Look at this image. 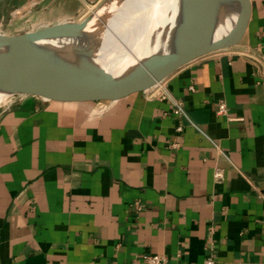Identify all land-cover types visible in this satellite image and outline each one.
<instances>
[{"label":"crops","instance_id":"crops-1","mask_svg":"<svg viewBox=\"0 0 264 264\" xmlns=\"http://www.w3.org/2000/svg\"><path fill=\"white\" fill-rule=\"evenodd\" d=\"M101 1L0 4L3 19L34 31ZM236 15L222 6L216 34ZM190 18L166 20L147 54ZM211 247L217 264H264V0H251L234 43L162 88L103 80L0 104V264H144L145 253L204 264Z\"/></svg>","mask_w":264,"mask_h":264},{"label":"water","instance_id":"water-1","mask_svg":"<svg viewBox=\"0 0 264 264\" xmlns=\"http://www.w3.org/2000/svg\"><path fill=\"white\" fill-rule=\"evenodd\" d=\"M222 6L237 11L235 21L222 35L217 26ZM191 18L172 38L170 46L140 57L119 75L94 59L102 45L110 7L104 3L96 12L104 16L93 31L88 27L95 15L46 26L18 35L0 33V90L55 98L59 94L80 91L96 82L119 79L129 84L157 82L183 65L234 43L245 30L251 0H191ZM73 44L61 51L44 41Z\"/></svg>","mask_w":264,"mask_h":264},{"label":"bare ground","instance_id":"bare-ground-1","mask_svg":"<svg viewBox=\"0 0 264 264\" xmlns=\"http://www.w3.org/2000/svg\"><path fill=\"white\" fill-rule=\"evenodd\" d=\"M116 12L108 17L107 22L100 12L95 11L88 30L93 31L98 20L106 23L102 34V45L94 57L106 69L124 72L128 66L146 55L151 47L161 39L166 20L191 16V0H113ZM61 51H66L73 44L66 41H44ZM81 44V43H79ZM9 93L0 90V103L8 99Z\"/></svg>","mask_w":264,"mask_h":264},{"label":"built area","instance_id":"built-area-1","mask_svg":"<svg viewBox=\"0 0 264 264\" xmlns=\"http://www.w3.org/2000/svg\"><path fill=\"white\" fill-rule=\"evenodd\" d=\"M164 85V79L157 82L154 86H159V88H162ZM18 95V94H17ZM16 96V95H15ZM161 98H167L169 96L168 92L166 90L161 89ZM227 111V105L226 103L221 100L219 104V113L225 114ZM175 114L179 117H186L187 112L182 104V102L176 101V109H175ZM179 130L183 129V125H180L178 127ZM218 178L223 177L222 170H218L216 173ZM143 261L144 264H169V257L166 254H149L145 253L143 255ZM204 264H217L216 258H215V253L213 252V248H210V252L207 255Z\"/></svg>","mask_w":264,"mask_h":264},{"label":"rangeland","instance_id":"rangeland-1","mask_svg":"<svg viewBox=\"0 0 264 264\" xmlns=\"http://www.w3.org/2000/svg\"><path fill=\"white\" fill-rule=\"evenodd\" d=\"M104 3L107 4L108 7H110V10L107 12L108 14L112 15L114 12H116V8L114 6L113 0H102L99 4L93 6L91 9L88 10L86 13V16L92 15L96 10H98ZM3 10L1 9L0 4V33L3 35H18L23 32H26L28 29H30V26L27 25H21V24H14L9 23L5 19H3L2 14ZM14 97V96H12ZM10 97V98H12ZM7 101V100H6ZM3 103V102H2ZM0 103V104H2Z\"/></svg>","mask_w":264,"mask_h":264}]
</instances>
